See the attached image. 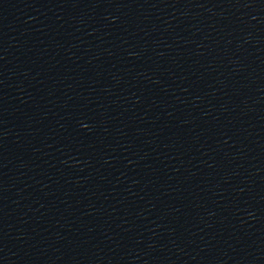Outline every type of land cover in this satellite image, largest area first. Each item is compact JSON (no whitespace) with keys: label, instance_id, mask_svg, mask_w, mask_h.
I'll list each match as a JSON object with an SVG mask.
<instances>
[{"label":"water","instance_id":"95a60500","mask_svg":"<svg viewBox=\"0 0 264 264\" xmlns=\"http://www.w3.org/2000/svg\"><path fill=\"white\" fill-rule=\"evenodd\" d=\"M0 264H264V0H0Z\"/></svg>","mask_w":264,"mask_h":264}]
</instances>
